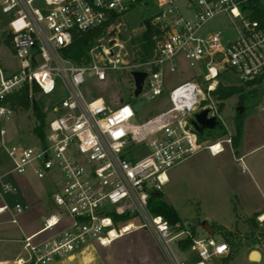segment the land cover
<instances>
[{
    "label": "built area",
    "instance_id": "obj_1",
    "mask_svg": "<svg viewBox=\"0 0 264 264\" xmlns=\"http://www.w3.org/2000/svg\"><path fill=\"white\" fill-rule=\"evenodd\" d=\"M136 1L0 0V16L17 60L12 71L0 67V150L11 160L12 172L31 170L37 179L52 184L51 211L41 227L50 235L24 236L23 254L9 264H55L95 245L107 246L135 229L152 234L166 264H208L229 252L225 241L193 237L188 229L153 214L149 199L161 193L171 168L201 148L213 154L222 151L220 141L203 145L191 124L203 109L213 116L212 106L202 101L210 97L218 76L231 69L241 84L264 80V26L250 18L248 7L259 0H154L150 22L156 34L151 55L145 58L118 36L123 15ZM221 15L234 32L226 44L219 32L200 33ZM96 29L105 36H98L89 48L87 63L77 65L64 55L75 32ZM179 54L190 66L204 64L203 83L185 80L174 86L167 92L165 109L135 121L132 103L162 94V70L174 71ZM121 70L128 72L133 92L131 73H146L132 101L111 107L103 97L83 92L88 78L105 82L109 73ZM33 84L52 101L43 135L30 131L37 142L23 145L12 136L10 123L17 110L9 98L25 86L30 95ZM1 188L15 191L8 183ZM7 209L4 204L0 213ZM22 210L14 204L15 214ZM10 221L16 223L15 217ZM187 237L192 239L188 248L194 259L179 260L169 243Z\"/></svg>",
    "mask_w": 264,
    "mask_h": 264
},
{
    "label": "rangeland",
    "instance_id": "obj_2",
    "mask_svg": "<svg viewBox=\"0 0 264 264\" xmlns=\"http://www.w3.org/2000/svg\"><path fill=\"white\" fill-rule=\"evenodd\" d=\"M154 2V0L143 1L123 15V24L119 27L118 36L122 39L124 38L126 43L139 36L145 30L147 22L151 24L150 15L155 10ZM256 6L264 8V0H259ZM180 10L183 15L188 14V10L185 8L180 7ZM214 32L220 33L224 44L234 38L233 29L227 17L223 15L206 23L200 33L210 34ZM101 35L105 36V34L100 33L99 36ZM5 39L8 40L9 44H6ZM176 59L178 66L174 71H169L167 68L162 70V94L152 98H145L144 105L135 113V121L143 122L165 109L168 104L167 92L174 86L185 80L203 83V75L206 72L204 64L190 66L180 54ZM16 66L17 60L10 46V36L6 32L5 19L0 16V67L4 71H12ZM88 77L86 75V78ZM88 79L83 86V92H88L92 96L103 97L111 107L133 100V84L126 70L109 73L105 82H97L92 77ZM218 85L225 87L241 86L242 89L221 101L212 95V91L216 90ZM214 90L210 92V97L205 96L202 103H209L212 106L211 111L213 116L217 118L218 125L212 130H205L201 133L200 141H202L203 145L220 141L222 142V151L214 157H210L208 149L206 147L201 148L197 153L172 168L177 173L178 180L175 182L170 181L162 190L167 191V189H170L171 194L169 197L184 226L183 228L190 231V228L194 227V237L207 235L197 223L205 220L204 217H209L231 229L230 231L234 232L233 236L236 235L235 238H237L251 229V224L247 220L250 216H247V214L252 206L249 201L245 200L244 196L247 193L249 196L253 193L254 198L258 200L257 204L264 203L260 197L256 196V187L261 189L260 184L251 177L249 169H242L243 163L250 166L253 161H258L261 169H264V145L260 146L261 143H264V80L252 86H242L235 73L231 69H227L218 76ZM33 97L34 100L40 102V111L45 114V122L46 117L49 115L46 109L51 103L52 97L43 96L40 92ZM238 107H242V111H238ZM240 114H243L248 119L249 125L242 147L233 149L232 141L225 143L224 140L227 138L231 140L235 133L234 122L237 115ZM11 122L12 136H16L17 141L23 145L36 144L37 139L28 135V132H33L34 127L39 122V118L31 106L27 109L16 111ZM256 146L258 147L249 153L245 159L241 158L239 160L238 157L243 154L245 149ZM11 168V160L3 150H0V203H6L9 208L18 203L25 211L27 209L25 206L28 202L24 194L28 193L31 196L43 197L50 190L52 191L50 183L44 186L45 182L37 179L30 170H27L24 174H17L12 172ZM1 183L10 184L11 187L15 188V191L8 192L3 190ZM245 190H247L246 194ZM34 210L30 211L31 218L38 217L40 213ZM259 216L256 217L255 222L258 223V228H261V226H264V220L259 221ZM2 218L5 217L3 216ZM31 218L29 221L32 220ZM140 230L146 231V229ZM213 238L226 241L224 236L216 232ZM226 242L228 243V241ZM145 243L146 241H141V249L147 252L148 248ZM169 244L175 252L176 258L183 260L176 251L175 242L172 241ZM20 249L21 245L14 242L9 246L7 254L2 257L12 258ZM252 250L262 251L264 250V245L251 246L243 238L240 247H230L228 257L226 256V259H228L227 264L264 263V260L258 262L247 259V254ZM85 253L83 257L73 256L55 264H104L103 256L97 245L94 248L87 249ZM187 253H189L187 258H192L191 260H193L194 255L190 252ZM223 261L224 259L213 257L208 264H222Z\"/></svg>",
    "mask_w": 264,
    "mask_h": 264
},
{
    "label": "crops",
    "instance_id": "obj_3",
    "mask_svg": "<svg viewBox=\"0 0 264 264\" xmlns=\"http://www.w3.org/2000/svg\"><path fill=\"white\" fill-rule=\"evenodd\" d=\"M249 125L248 119L244 116V122H243V133L242 137L239 141V144L236 148L233 149H238L242 147L243 143L245 142L246 139V132H247V127ZM261 145H264V143H261ZM256 147L248 148L245 149L243 154L239 156V160L241 158H244L251 152H253ZM209 151V150H208ZM218 154V153H217ZM217 154H213L209 151V156L214 157ZM236 159V158H235ZM243 165V170H250L251 177L261 186V189L256 187V196L260 197L262 202H264V169H261L260 164L255 161L250 163L249 165H246L245 163ZM171 170V172H170ZM167 172V178L168 181L166 184L170 183V181H177L178 180V175L172 168ZM31 171V170H30ZM32 172V171H31ZM33 173V172H32ZM45 182L44 186L46 184H51L49 180H42ZM165 184V185H166ZM52 186V184H51ZM44 189V188H43ZM262 190V192H261ZM51 192V190H50ZM45 194L43 197H38V196H31L30 194H24L27 200V205L25 208H27L25 211L22 210L20 213L15 214L13 211V207L5 210L4 212L0 213V264H9L12 260H14L17 256L22 255L23 250H22V244H21V239L24 236H29L36 234V239L40 238H45L48 235H50V232H44L41 231V227L43 224L44 218L50 213V199H49V194ZM245 194L247 193V190L244 191ZM262 193V194H261ZM161 194L163 197L166 198V200L172 205L174 208L169 195L171 194L170 189H167V191H161ZM248 195V193L246 194ZM244 196L245 200L249 201L250 205V211L248 212L247 216H251L252 214L256 213L258 215H261L264 213V203H261L260 205L257 204L258 200L254 198L253 193L250 194V196ZM4 202L0 203V207L3 206ZM16 204V203H15ZM7 205V204H6ZM8 206V205H7ZM35 209L37 212L39 211L40 213L38 214V217H30L31 212ZM34 210V211H35ZM175 210V208H174ZM234 207V211H235ZM176 211V210H175ZM177 213V212H176ZM5 218H2V217ZM7 216V218H6ZM15 217L16 223H12L10 220L12 217ZM32 219L29 221V219ZM206 221L209 223H215L218 225H221L225 227L224 225L218 223L217 221H214L213 219L209 217H204ZM34 219V220H33ZM28 225V226H27ZM228 229L227 227H225ZM231 230V229H228ZM206 236V235H204ZM203 237V236H202ZM146 241V245L148 248L147 252H144L143 249H141V241ZM154 238L152 234L146 230H140V229H135L133 231H130L126 234H123L113 240L110 244L107 246H98V249L100 253L103 256V262L104 264H166V260L160 251L159 247L157 246L156 242L154 243ZM19 243L21 245V249L14 255L12 258H7V257H2L3 255L7 254V250L9 249V246L12 243ZM5 243V244H3ZM176 251L178 255L181 257L183 260H191L192 258H187L189 256L190 252L192 253L189 248L187 247L184 250H181L178 248L177 243H175ZM86 251L75 255L74 257H83ZM174 255L175 252L173 251ZM261 255V259L258 262H262L264 260V250L259 251ZM193 254V253H192ZM228 254V253H227ZM227 254L225 256H227ZM249 254V253H248ZM247 254V259L248 258ZM218 257L221 260L225 257ZM191 257V256H190ZM250 260V259H249Z\"/></svg>",
    "mask_w": 264,
    "mask_h": 264
},
{
    "label": "trees",
    "instance_id": "obj_4",
    "mask_svg": "<svg viewBox=\"0 0 264 264\" xmlns=\"http://www.w3.org/2000/svg\"><path fill=\"white\" fill-rule=\"evenodd\" d=\"M145 0H137L135 4L132 5V7H135L139 3L143 2ZM249 9H251L250 18L257 19L262 26H264V8H258L256 4H249ZM100 30H92L88 32H75L70 44L64 49L63 53L64 55L72 60L75 64L80 65L88 62V50L89 48L95 43L96 38L100 34ZM156 34L155 28L147 22L145 30L141 32L139 36L134 37L131 40V44L133 47V50H135V54L138 55L140 58H145L151 55L152 52V46L154 42V36ZM6 44L8 43V40L5 39ZM261 82V80H256L254 82L250 83H244L242 86H252L254 84H257ZM242 88L240 87H225L218 85L216 90L212 91V95L215 96L218 100H224L228 98L231 94L234 92L240 91ZM39 92L38 86L35 84L32 85L31 90V96L29 95V91L27 86L23 87L18 93L10 96V105L17 111L22 109H27L29 106L32 107V110L34 113L38 116L39 122L34 127L33 132L37 134L38 136L43 135V124L45 119L44 112L42 113L40 111V102L34 100V95ZM243 122H244V115L240 114L237 115V118L234 122V131L235 133L231 137L232 141V147L236 148L239 144V141L242 137L243 133ZM212 132V131H210ZM200 133H198V137L200 139ZM149 210L156 215H161L170 225L178 224V227L181 229H184L182 222L180 221L176 211L172 207V205L166 200L165 197L161 193L152 195L149 199ZM258 214L254 213L250 217H248V221L251 224V229L246 232L245 234L241 235V237H236V235L233 236L234 232H231L230 230L226 229L225 227L210 223L211 227L213 228L214 233H218L228 241V246L230 245L231 248H238L241 245V241L243 238L246 239V242L249 245H264V226H261V228H258V223L256 221V217ZM190 232L192 236L195 235L194 227L190 228ZM243 236V237H242ZM192 242L191 237H187L185 239H181L177 241V246L179 249L184 250L186 249L190 243ZM229 247V251H230ZM229 254V252H228ZM227 254V255H228ZM228 257V256H227ZM224 261L222 264H227L228 259H226V256L223 258Z\"/></svg>",
    "mask_w": 264,
    "mask_h": 264
},
{
    "label": "water",
    "instance_id": "obj_5",
    "mask_svg": "<svg viewBox=\"0 0 264 264\" xmlns=\"http://www.w3.org/2000/svg\"><path fill=\"white\" fill-rule=\"evenodd\" d=\"M216 59L220 60L221 55H216ZM133 82H134V97H137L141 91L142 83L144 80V77L146 76V73L143 71H133L132 73ZM145 101L140 98L136 100L134 103H132L131 108L134 113H136L143 105ZM238 111H242V107H238ZM209 110L203 109L199 112H197L194 115V119L192 120L191 124L193 128L198 133H202L203 130H212L218 125V120L215 116H208ZM198 226L207 234V236L212 237L214 235L213 228L211 227L210 223L206 220L198 221ZM252 254L257 255V260L260 261L261 255L258 250H252L248 254V258L251 257Z\"/></svg>",
    "mask_w": 264,
    "mask_h": 264
},
{
    "label": "bare ground",
    "instance_id": "obj_6",
    "mask_svg": "<svg viewBox=\"0 0 264 264\" xmlns=\"http://www.w3.org/2000/svg\"><path fill=\"white\" fill-rule=\"evenodd\" d=\"M215 147L218 148V147H220V145H216ZM260 218L264 219V213H262V214L260 215ZM128 229H129V228H128ZM249 259H250V260H254V261H258V260H257V255H256V254H252L251 257H250Z\"/></svg>",
    "mask_w": 264,
    "mask_h": 264
},
{
    "label": "flooded vegetation",
    "instance_id": "obj_7",
    "mask_svg": "<svg viewBox=\"0 0 264 264\" xmlns=\"http://www.w3.org/2000/svg\"><path fill=\"white\" fill-rule=\"evenodd\" d=\"M205 130L202 131V133L204 132Z\"/></svg>",
    "mask_w": 264,
    "mask_h": 264
}]
</instances>
